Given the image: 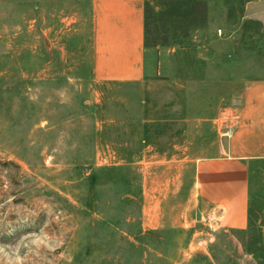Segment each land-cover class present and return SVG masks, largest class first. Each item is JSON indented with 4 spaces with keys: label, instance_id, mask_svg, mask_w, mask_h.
<instances>
[{
    "label": "rangeland",
    "instance_id": "obj_1",
    "mask_svg": "<svg viewBox=\"0 0 264 264\" xmlns=\"http://www.w3.org/2000/svg\"><path fill=\"white\" fill-rule=\"evenodd\" d=\"M165 1L146 0L150 89L97 90L87 0H0V264H264L258 231L201 202L177 220L176 172L150 163L218 151L232 99L264 79V0H195L183 21ZM249 191L259 215L264 161Z\"/></svg>",
    "mask_w": 264,
    "mask_h": 264
},
{
    "label": "crops",
    "instance_id": "obj_2",
    "mask_svg": "<svg viewBox=\"0 0 264 264\" xmlns=\"http://www.w3.org/2000/svg\"><path fill=\"white\" fill-rule=\"evenodd\" d=\"M87 1L92 74L97 90L106 87L111 90L150 89L151 82L145 70L146 0ZM234 98H239L240 104L232 110L233 135L223 138L224 132L220 134L219 149L213 156L190 164L188 157L182 156L186 152L182 143L173 146L171 151L155 153L154 161L150 162L152 169L161 174L176 172L166 183L176 185L167 201L169 207L173 204L170 209L178 211L177 220L187 219L198 210L201 202L218 227L225 230L248 228L251 166L264 161V79L247 81L243 92ZM190 165H193L194 176L189 183L186 176ZM162 179L165 183V178Z\"/></svg>",
    "mask_w": 264,
    "mask_h": 264
},
{
    "label": "trees",
    "instance_id": "obj_3",
    "mask_svg": "<svg viewBox=\"0 0 264 264\" xmlns=\"http://www.w3.org/2000/svg\"><path fill=\"white\" fill-rule=\"evenodd\" d=\"M195 0H167L165 4L163 3V9H166L167 12L172 18H178L180 20H184L188 14L191 13V6L195 3ZM150 20L148 3L145 2V23H146V36L148 34V22ZM253 202L254 200L251 198L249 204L248 211V231L255 233L250 238L249 242V252L253 254L260 255L264 258V231L263 230H254L256 222L260 220H264V212L260 211L261 214L257 215L253 211Z\"/></svg>",
    "mask_w": 264,
    "mask_h": 264
},
{
    "label": "built area",
    "instance_id": "obj_4",
    "mask_svg": "<svg viewBox=\"0 0 264 264\" xmlns=\"http://www.w3.org/2000/svg\"><path fill=\"white\" fill-rule=\"evenodd\" d=\"M233 132H234L233 127L227 128V130L223 134V138H230V137H232ZM221 149L222 150L224 149V146H223L222 143H221Z\"/></svg>",
    "mask_w": 264,
    "mask_h": 264
},
{
    "label": "water",
    "instance_id": "obj_5",
    "mask_svg": "<svg viewBox=\"0 0 264 264\" xmlns=\"http://www.w3.org/2000/svg\"><path fill=\"white\" fill-rule=\"evenodd\" d=\"M233 104L234 105H239L240 104V99L239 98H234Z\"/></svg>",
    "mask_w": 264,
    "mask_h": 264
}]
</instances>
